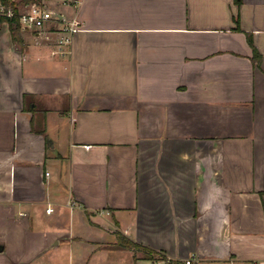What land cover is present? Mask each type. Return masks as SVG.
<instances>
[{
  "label": "crops",
  "instance_id": "crops-1",
  "mask_svg": "<svg viewBox=\"0 0 264 264\" xmlns=\"http://www.w3.org/2000/svg\"><path fill=\"white\" fill-rule=\"evenodd\" d=\"M38 1L82 28L0 24V264H264V0Z\"/></svg>",
  "mask_w": 264,
  "mask_h": 264
},
{
  "label": "built area",
  "instance_id": "built-area-1",
  "mask_svg": "<svg viewBox=\"0 0 264 264\" xmlns=\"http://www.w3.org/2000/svg\"><path fill=\"white\" fill-rule=\"evenodd\" d=\"M17 1V0H12ZM75 1V0H74ZM19 23L21 28L36 30L48 29L57 34V44L60 48L69 46L72 38L82 28V22L76 15L67 16L65 13H57L54 9L43 2H27L18 7ZM0 16H13L11 8L5 9L0 3ZM59 36V37H58ZM73 207L75 203H70ZM50 212V209H47ZM108 213V212H107ZM193 259H186L184 264H192ZM154 264H157L155 262Z\"/></svg>",
  "mask_w": 264,
  "mask_h": 264
},
{
  "label": "trees",
  "instance_id": "trees-1",
  "mask_svg": "<svg viewBox=\"0 0 264 264\" xmlns=\"http://www.w3.org/2000/svg\"><path fill=\"white\" fill-rule=\"evenodd\" d=\"M31 0H17V1H12V0H0V3H2L5 7V9L11 8L13 12V16L6 17V16H0V23L5 22L8 25L9 31L12 32V36L14 40L18 43H22V38H21V25L19 23V16H18V7L21 4H25ZM35 2H39L36 1ZM247 42H249L251 48H252V55L250 59L252 60L253 64L256 65L257 67L261 66V54L254 45V42H252L250 34L247 35ZM263 209H264V204H263ZM117 242H116V247L117 248H126V249H138L140 247L139 244L134 243L127 237L123 236L122 234L117 233ZM148 252V259H155V253L152 250H147ZM158 259L164 262V264H184L183 261L176 260V259H168L164 254H159Z\"/></svg>",
  "mask_w": 264,
  "mask_h": 264
},
{
  "label": "rangeland",
  "instance_id": "rangeland-1",
  "mask_svg": "<svg viewBox=\"0 0 264 264\" xmlns=\"http://www.w3.org/2000/svg\"><path fill=\"white\" fill-rule=\"evenodd\" d=\"M31 1H34L35 2V0H31ZM36 1H38V0H36ZM8 258L9 257H6L7 261H8ZM142 264H152V261H151V259H149L148 261H144Z\"/></svg>",
  "mask_w": 264,
  "mask_h": 264
}]
</instances>
